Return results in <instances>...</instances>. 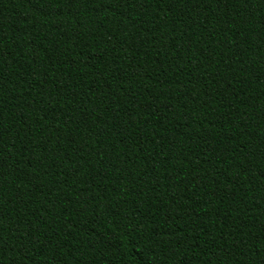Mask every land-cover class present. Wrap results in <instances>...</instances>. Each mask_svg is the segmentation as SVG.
I'll list each match as a JSON object with an SVG mask.
<instances>
[{"label": "trees", "instance_id": "16d2710c", "mask_svg": "<svg viewBox=\"0 0 264 264\" xmlns=\"http://www.w3.org/2000/svg\"><path fill=\"white\" fill-rule=\"evenodd\" d=\"M0 264H264V0H0Z\"/></svg>", "mask_w": 264, "mask_h": 264}]
</instances>
